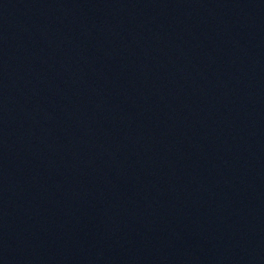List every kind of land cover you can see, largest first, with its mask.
<instances>
[{"label": "water", "instance_id": "1", "mask_svg": "<svg viewBox=\"0 0 264 264\" xmlns=\"http://www.w3.org/2000/svg\"><path fill=\"white\" fill-rule=\"evenodd\" d=\"M0 264H264V0H0Z\"/></svg>", "mask_w": 264, "mask_h": 264}]
</instances>
